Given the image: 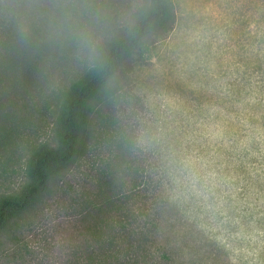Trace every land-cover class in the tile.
I'll use <instances>...</instances> for the list:
<instances>
[{
  "label": "rangeland",
  "instance_id": "1",
  "mask_svg": "<svg viewBox=\"0 0 264 264\" xmlns=\"http://www.w3.org/2000/svg\"><path fill=\"white\" fill-rule=\"evenodd\" d=\"M143 1L80 0L68 73L128 27ZM171 2V30L108 111L112 137L131 148L125 187L147 221L157 213L153 242L169 264H264V0ZM115 147L84 168L103 161L113 173ZM21 168L0 176V193L20 183ZM50 204L27 239L35 250L60 241L65 213Z\"/></svg>",
  "mask_w": 264,
  "mask_h": 264
},
{
  "label": "trees",
  "instance_id": "2",
  "mask_svg": "<svg viewBox=\"0 0 264 264\" xmlns=\"http://www.w3.org/2000/svg\"><path fill=\"white\" fill-rule=\"evenodd\" d=\"M77 12L85 16L80 0H0V176L22 167L20 183L0 193V264H169L153 242L157 213L147 221L125 187L131 148L112 137L108 111L171 30L172 2L144 0L128 27L68 73ZM110 144L113 173L103 161L84 168ZM51 202L65 213L60 241L35 250L27 239Z\"/></svg>",
  "mask_w": 264,
  "mask_h": 264
}]
</instances>
